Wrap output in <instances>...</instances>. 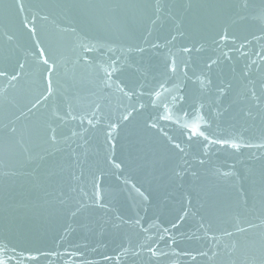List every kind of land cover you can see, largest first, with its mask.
I'll list each match as a JSON object with an SVG mask.
<instances>
[{
  "label": "water",
  "instance_id": "1",
  "mask_svg": "<svg viewBox=\"0 0 264 264\" xmlns=\"http://www.w3.org/2000/svg\"><path fill=\"white\" fill-rule=\"evenodd\" d=\"M0 73V264H264V0H0Z\"/></svg>",
  "mask_w": 264,
  "mask_h": 264
},
{
  "label": "snow or ice",
  "instance_id": "2",
  "mask_svg": "<svg viewBox=\"0 0 264 264\" xmlns=\"http://www.w3.org/2000/svg\"><path fill=\"white\" fill-rule=\"evenodd\" d=\"M186 51H187V49H185ZM45 63H46V61H45ZM0 74H3V73H0ZM125 119H128V117H125Z\"/></svg>",
  "mask_w": 264,
  "mask_h": 264
}]
</instances>
